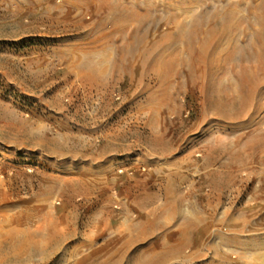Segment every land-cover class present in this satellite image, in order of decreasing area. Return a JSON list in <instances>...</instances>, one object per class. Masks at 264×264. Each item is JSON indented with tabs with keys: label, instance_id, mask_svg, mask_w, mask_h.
Returning <instances> with one entry per match:
<instances>
[{
	"label": "rangeland",
	"instance_id": "1",
	"mask_svg": "<svg viewBox=\"0 0 264 264\" xmlns=\"http://www.w3.org/2000/svg\"><path fill=\"white\" fill-rule=\"evenodd\" d=\"M104 12L92 0H0V264H92L110 259L106 244L182 219L207 225L204 256L164 264H264V145L250 140L264 129V81L242 116L215 114L186 67L165 82L126 57L130 37ZM96 64L120 67L101 89L83 81Z\"/></svg>",
	"mask_w": 264,
	"mask_h": 264
},
{
	"label": "bare ground",
	"instance_id": "2",
	"mask_svg": "<svg viewBox=\"0 0 264 264\" xmlns=\"http://www.w3.org/2000/svg\"><path fill=\"white\" fill-rule=\"evenodd\" d=\"M92 1L98 12L106 11L114 20L115 34L129 35L124 45L126 57L132 55L136 63L148 67L162 81L169 82L181 65L186 67L192 83L202 86L205 107L215 114L240 117L253 104L264 81V0ZM245 10L249 15L243 14ZM161 21L170 29L148 37L150 28ZM248 29L253 32L246 33ZM170 46L175 53L163 56L164 49ZM223 69V76L215 79ZM227 69L236 77L237 94L231 97L226 96L222 82ZM209 76L216 81L207 83ZM88 78H92L91 74Z\"/></svg>",
	"mask_w": 264,
	"mask_h": 264
},
{
	"label": "crops",
	"instance_id": "3",
	"mask_svg": "<svg viewBox=\"0 0 264 264\" xmlns=\"http://www.w3.org/2000/svg\"><path fill=\"white\" fill-rule=\"evenodd\" d=\"M84 52L83 54L85 55L91 54V52L88 53H84ZM100 53L101 52L99 51H97L96 53H92L91 57L93 58L91 59L96 61L97 59H99L98 57L99 55L102 54L105 55V53H101V54ZM109 68H111L110 69L111 71L115 70V68L116 70L119 69V67H115L113 69L112 67H108L107 69L104 66H100L96 64L93 66V68H90L88 72V74L89 73L91 74L92 78H85L83 79V81L90 87L101 89L107 84L108 80L106 76L109 72ZM253 138L259 140L256 141L258 145H264V129L258 127L254 132V136H252L250 140H252ZM157 171L158 173L162 172V170H157ZM172 181L173 180H171V183L169 184L170 188L172 187ZM207 182L213 186L214 185L218 186L222 181L217 178L216 179L209 178V181ZM162 186H163L162 190H164L165 186L164 185ZM207 208H209V205L206 204V209ZM202 215L204 214H201L199 216ZM178 218L180 217L178 216ZM182 221L179 220L171 228H167V227L161 228L162 226L160 227L158 226L155 229H148L149 231L147 235L148 237H145L142 240H138V242L131 244L130 246L128 245L124 246L123 241H118L115 243L112 241L110 244H106L107 247L110 246V252H111L110 259H106V258L102 259L99 257L98 259L94 260L92 264H118V263L119 264L120 263L121 264H164L168 260H172V261L174 260L177 262L182 260L190 261L204 256V247L208 245V237H207L208 228L206 227L207 225L205 226L200 224L201 228L199 229L197 226H193L191 223L184 224ZM162 231H164L165 234H163L161 237L160 236L155 237L156 233H161ZM165 237L166 238L168 237V240ZM146 241L149 242L152 241V242L146 245L144 244V242ZM134 245H136V249H134L135 247ZM168 249L169 251H172L174 254L171 253L170 256H168L167 255ZM184 251L186 252V254L184 253ZM187 251L189 252L192 251V252L187 253ZM229 264L232 263L230 262Z\"/></svg>",
	"mask_w": 264,
	"mask_h": 264
},
{
	"label": "built area",
	"instance_id": "4",
	"mask_svg": "<svg viewBox=\"0 0 264 264\" xmlns=\"http://www.w3.org/2000/svg\"><path fill=\"white\" fill-rule=\"evenodd\" d=\"M142 170H145V168H142ZM122 171H123V169L120 170V172H122ZM131 174H132V173H131Z\"/></svg>",
	"mask_w": 264,
	"mask_h": 264
}]
</instances>
